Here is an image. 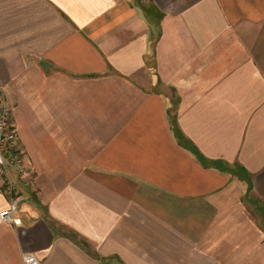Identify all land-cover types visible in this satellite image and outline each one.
Returning a JSON list of instances; mask_svg holds the SVG:
<instances>
[{"label":"crops","instance_id":"obj_1","mask_svg":"<svg viewBox=\"0 0 264 264\" xmlns=\"http://www.w3.org/2000/svg\"><path fill=\"white\" fill-rule=\"evenodd\" d=\"M0 86V264H264V0H0Z\"/></svg>","mask_w":264,"mask_h":264},{"label":"built area","instance_id":"obj_2","mask_svg":"<svg viewBox=\"0 0 264 264\" xmlns=\"http://www.w3.org/2000/svg\"><path fill=\"white\" fill-rule=\"evenodd\" d=\"M19 134L11 106L0 86V195L8 199V207L0 213L3 223L15 224L19 206L23 201L17 184L29 174L27 158L18 147ZM24 264H40L35 255H25Z\"/></svg>","mask_w":264,"mask_h":264},{"label":"rangeland","instance_id":"obj_3","mask_svg":"<svg viewBox=\"0 0 264 264\" xmlns=\"http://www.w3.org/2000/svg\"><path fill=\"white\" fill-rule=\"evenodd\" d=\"M29 174H30V171H29ZM28 176H26L22 182H19L17 184V191H19L22 194V196H24L23 192L25 191V189L32 187L30 185L31 177H28Z\"/></svg>","mask_w":264,"mask_h":264}]
</instances>
